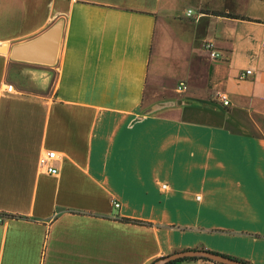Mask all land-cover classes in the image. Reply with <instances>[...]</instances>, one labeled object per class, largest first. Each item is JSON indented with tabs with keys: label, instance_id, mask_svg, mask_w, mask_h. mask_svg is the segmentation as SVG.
<instances>
[{
	"label": "crops",
	"instance_id": "obj_1",
	"mask_svg": "<svg viewBox=\"0 0 264 264\" xmlns=\"http://www.w3.org/2000/svg\"><path fill=\"white\" fill-rule=\"evenodd\" d=\"M0 217V264H264V0H0Z\"/></svg>",
	"mask_w": 264,
	"mask_h": 264
},
{
	"label": "water",
	"instance_id": "obj_2",
	"mask_svg": "<svg viewBox=\"0 0 264 264\" xmlns=\"http://www.w3.org/2000/svg\"><path fill=\"white\" fill-rule=\"evenodd\" d=\"M63 22L60 21L41 36L16 45L11 56L16 60L54 65L57 61ZM204 258L218 264H246L231 258L205 250H189L173 253L157 261V264H169L183 258Z\"/></svg>",
	"mask_w": 264,
	"mask_h": 264
},
{
	"label": "built area",
	"instance_id": "obj_3",
	"mask_svg": "<svg viewBox=\"0 0 264 264\" xmlns=\"http://www.w3.org/2000/svg\"><path fill=\"white\" fill-rule=\"evenodd\" d=\"M192 10H189L187 11V15L188 16H191L192 15ZM204 48L205 50L209 51L210 53V57L212 59H219L221 57V54L215 49V43L213 40H207L205 43H204ZM186 89V86L184 83H180L179 86H178V90L179 91H183ZM6 90L8 92H14L15 91V88L13 85H8ZM219 100L221 101V103L224 105V106H229L230 105V101H229V98L227 97L226 94H220L219 95ZM58 159V155H57V152L55 151H46L42 154V156L40 157V160H39V166H40V169L44 172H46L47 174H51V175H55L58 173V169L53 165V162L55 160ZM114 207L115 208H119L120 207V203L119 202H115L114 203ZM4 221V218L3 217H0V222ZM199 264H218V263H215V262H212V261H205V260H199Z\"/></svg>",
	"mask_w": 264,
	"mask_h": 264
},
{
	"label": "trees",
	"instance_id": "obj_4",
	"mask_svg": "<svg viewBox=\"0 0 264 264\" xmlns=\"http://www.w3.org/2000/svg\"><path fill=\"white\" fill-rule=\"evenodd\" d=\"M123 221H125V222H129V223H135V224H140V225H150V223L149 222H144V221H138V220H131V219H125V218H123L122 219ZM186 251H189V250H186ZM216 254V253H215ZM220 255V254H219ZM225 257H227V256H225ZM228 258H230V257H228ZM205 260V261H208L207 259H204V258H195V257H189V258H183V259H179V260H177V261H173V262H171V263H169V264H174V263H177V262H179V261H187V260ZM231 259H233V260H235L234 258H231ZM238 261V260H237ZM241 262V261H240ZM156 262H154L153 264H155ZM243 263H245V262H243ZM246 264H248V263H246Z\"/></svg>",
	"mask_w": 264,
	"mask_h": 264
}]
</instances>
